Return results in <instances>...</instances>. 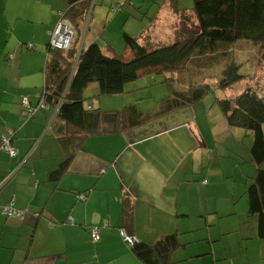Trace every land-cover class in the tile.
I'll list each match as a JSON object with an SVG mask.
<instances>
[{"label": "crops", "instance_id": "crops-1", "mask_svg": "<svg viewBox=\"0 0 264 264\" xmlns=\"http://www.w3.org/2000/svg\"><path fill=\"white\" fill-rule=\"evenodd\" d=\"M120 1L119 8L131 3L140 14L144 3H164L149 26L154 39L176 41L188 32L177 28L188 14L175 13L171 3L180 0L103 3ZM67 8L68 0H0V141L13 132L17 150L14 158L0 151V264H143L128 248L127 232L149 244L178 234L171 264H264L258 166L253 137L244 129L229 127L220 113L198 110V103L182 105L180 86L166 109L140 104L139 91L151 82L130 84L119 94V110H125L115 126L119 132L86 136L64 123L53 125L56 113L38 106L49 33ZM164 11L167 30L156 32ZM98 39L85 33L82 48L97 43L113 56L115 49ZM89 90L97 95L99 86L90 85L84 94ZM24 101L37 108L34 117L26 118ZM111 103L99 98L86 106L103 111ZM133 107L168 116L132 126ZM68 157L66 172L56 180L52 172ZM84 192L87 198L79 200ZM11 202L23 219L3 214ZM127 203L132 219L125 222ZM93 227H101L97 240Z\"/></svg>", "mask_w": 264, "mask_h": 264}, {"label": "trees", "instance_id": "trees-1", "mask_svg": "<svg viewBox=\"0 0 264 264\" xmlns=\"http://www.w3.org/2000/svg\"><path fill=\"white\" fill-rule=\"evenodd\" d=\"M193 3L191 9H182L178 3H171L176 14L183 10L192 11L197 25L186 36L170 44H152L150 28L140 37L125 32L126 47L131 51V57L126 59L116 54L107 55L97 43L82 48L87 29L86 24L82 28L81 25L89 20L87 15L92 1L68 0V8L62 17L68 20L76 39L67 51L51 47L49 40L48 59L43 69L45 85L38 106L56 113L53 125L64 123L69 128L82 131L86 136L97 135L123 130L115 129V126L120 123L125 110L105 112L87 108L84 93L92 84L99 86L100 95L114 96L126 93L127 86L143 76H171L183 89L177 93L182 95L181 104L193 106L209 92L226 91L244 81L246 75L241 73V65L235 62L228 48L242 40L258 46L264 45V0H193ZM216 60L220 61L217 63H223L216 89L205 84L206 78L195 81L189 78L192 71L207 67L211 61ZM173 92L172 86L169 105L173 102L172 98H178L172 95ZM217 103L229 127L242 128L253 137L251 153L258 166L254 183L264 215V96L255 88L248 87L233 98H217ZM25 109L27 119L34 117L37 111V108H33V114L28 115V108ZM133 110L137 115L131 124L136 127L159 116L145 115L134 107ZM104 122L114 127L102 126ZM6 139H10L12 145L14 135L10 134ZM67 159L52 172L51 176L56 180L66 172L70 157ZM82 194L87 198V192ZM123 212L125 222L130 221V203L126 204ZM100 229L93 227L92 235L97 231L100 238ZM127 234L133 239L131 246L125 241L128 248L143 264H171L173 252L180 245L178 234L164 235L153 244L143 242L131 233Z\"/></svg>", "mask_w": 264, "mask_h": 264}, {"label": "rangeland", "instance_id": "rangeland-1", "mask_svg": "<svg viewBox=\"0 0 264 264\" xmlns=\"http://www.w3.org/2000/svg\"><path fill=\"white\" fill-rule=\"evenodd\" d=\"M118 3L119 5H122L120 4L121 1L113 4L110 2L103 3V0H98L97 3L91 5L87 15V19L89 18V20L88 22L86 21L87 24L86 22H84V24L81 25V28L86 24V37H91V34H93L94 39L99 37L98 40H101L103 43L109 44L112 49H115L114 55L116 54L124 56V58L128 59L131 57V51L128 49V47H126L124 33L127 32L134 37L139 36L141 32H144L149 28L150 23H153L152 18L154 19L156 17L158 11L161 9L164 3H144L145 8L143 9L141 14L138 13L139 11H141L139 5V8L135 10L134 8H131V3H124L125 7L122 8H119L117 6ZM110 4H113V7H116V12L111 9L112 6L110 7ZM193 4V0H180L178 6L182 9H191L193 8ZM166 13L168 14V12L164 11V13L162 14V18L159 20L157 25L153 26L156 32L162 33L167 30V25L164 21V18H167ZM187 13L188 14H184L181 16L182 19H180V24L179 26H177L178 30L181 33H184L186 30L191 31V29L194 28L197 23L194 13H192L191 11H188ZM137 14L140 15L138 16ZM116 16H121V20L119 18H116ZM171 18L173 17L171 16ZM170 25L171 22L168 23V26ZM177 35L178 34H176V36ZM186 35L187 34H184V36ZM150 37L151 41L155 43V45L163 44V42H168L166 44L174 42L170 41L174 40L173 38L165 39V41L157 38L154 39L152 37V33H150ZM228 50L230 51L229 54L232 55V58L235 60V62L241 65V73L246 75L245 79L244 81L234 85L232 88L226 91L216 92V90H214L212 92H209L200 102H198V110H203V108L205 107L208 110L212 111L210 113L216 112L223 115L217 103V98H233L248 87L255 88L261 95L264 96V45L258 46L242 40L234 44L233 46H230ZM217 62L220 61H211V65L192 71L191 74H189V78L192 81H195L197 79L203 80L204 78H206L207 82L205 84L210 86L211 88L216 89L218 79L220 78L223 70V63ZM172 78L173 77L171 76L166 77V75L149 74L147 76H143L136 82L131 83V85H136V83L151 82V87H142V92L139 91L138 102L140 104L145 103L148 105H152V110L155 111L159 110V104H162L166 109L168 107V100L171 97L172 86L173 90L175 85H177L178 88V83L176 81H173ZM99 98H102L103 101H112L110 105H106L108 107L102 108L103 111L108 112V110H110L109 112H114L118 111L120 108L124 109L123 103L121 102V100H119L122 99L121 95L104 96L100 95V92H98V94L96 95L95 91L93 90H89L86 94H84V99L88 104L89 102H92ZM166 116L168 115L160 117H164V119H167ZM226 161L228 162V159H226Z\"/></svg>", "mask_w": 264, "mask_h": 264}, {"label": "built area", "instance_id": "built-area-1", "mask_svg": "<svg viewBox=\"0 0 264 264\" xmlns=\"http://www.w3.org/2000/svg\"><path fill=\"white\" fill-rule=\"evenodd\" d=\"M93 4L94 3H92V5ZM112 10L116 12L117 9L116 7H113ZM49 35H50L51 46L57 49H67L71 47L75 38L74 30L70 26L68 20H66L63 17H61V21L58 23L56 28L50 31ZM23 104L25 107L28 108V115L33 114V108L30 106L29 102L25 101ZM10 134L11 136L14 135L13 132H11ZM0 150L6 151L12 157H15L17 155L16 148L13 145H10V139L3 138L0 141ZM78 199L83 201L86 199V197L83 194H81L78 197ZM3 213L8 217H19L21 219L25 217L24 212L17 209L14 206L13 202L3 207ZM93 237L95 240H97L99 238V232L94 231ZM125 241L128 243L129 246L133 244V239L127 235H125Z\"/></svg>", "mask_w": 264, "mask_h": 264}, {"label": "bare ground", "instance_id": "bare-ground-1", "mask_svg": "<svg viewBox=\"0 0 264 264\" xmlns=\"http://www.w3.org/2000/svg\"><path fill=\"white\" fill-rule=\"evenodd\" d=\"M76 39V38H75ZM74 44V43H73ZM52 47V46H51ZM72 49V48H71ZM66 51H67V49H66ZM78 59V58H77ZM125 240V239H124Z\"/></svg>", "mask_w": 264, "mask_h": 264}]
</instances>
